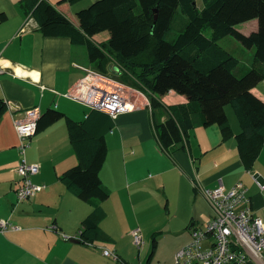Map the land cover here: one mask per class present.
I'll use <instances>...</instances> for the list:
<instances>
[{"label":"crops","instance_id":"obj_1","mask_svg":"<svg viewBox=\"0 0 264 264\" xmlns=\"http://www.w3.org/2000/svg\"><path fill=\"white\" fill-rule=\"evenodd\" d=\"M49 1L78 25L76 6L80 0ZM252 23L248 34L258 28L257 19ZM102 33L92 40L101 43L109 39V31L108 35ZM82 66L98 69L85 45L73 44L67 36L44 35L26 0H0V98L8 103L0 119V165L14 164L12 204L15 200V205L20 204L16 191L21 177L16 169L22 156L15 120L23 118L27 109L38 107L41 114L58 109L75 121H83L92 107L77 98L85 75ZM108 68L110 74L112 69L117 71L114 63ZM253 92L264 100V79ZM137 98L140 106L114 118V127L105 136L107 157L100 175L111 195L100 203L106 212L101 227L111 241L85 243L79 239L82 222L94 206L72 194L60 180L78 163L67 120L63 118L32 137L33 151L26 157L40 164V172L32 180L45 185L31 198L38 201L49 197L58 211L10 213L7 230L0 231V264H175L176 252L192 240L193 229L214 215L196 182L207 188L220 182L231 188L243 182L252 208L257 213L264 212V188L260 185L264 183V145L251 169L241 160L236 136L223 141L216 124L191 128L189 142L163 149L152 108L147 105L148 96L142 92ZM161 100L165 105L188 102L185 95L173 90ZM228 115L236 134L240 131L237 118L230 112ZM165 118L164 115L162 120ZM7 152L10 156H6ZM111 152L115 158L110 162ZM148 201L153 205L156 222L149 231L143 229L144 244L138 247L132 235L136 227L129 225L127 206L136 209ZM7 211L1 212L0 218L4 219ZM103 247L116 252L119 260L105 256ZM249 264H264V258Z\"/></svg>","mask_w":264,"mask_h":264},{"label":"trees","instance_id":"obj_2","mask_svg":"<svg viewBox=\"0 0 264 264\" xmlns=\"http://www.w3.org/2000/svg\"><path fill=\"white\" fill-rule=\"evenodd\" d=\"M26 5L44 35L67 36L73 44L85 45L90 60L105 73L112 59L117 69L112 75L149 97L163 149L189 142L191 128L216 124L223 141L236 136L244 166L253 167L264 145V100L253 92L264 79V68L256 67L264 62V0H96L77 12L78 25L49 0H26ZM252 19L258 20L257 30L242 34L237 25ZM102 31H109V39L94 42L92 37ZM229 34L255 47L252 66H241L240 59L220 44ZM172 90L188 102L165 105L161 97ZM228 105L240 126L236 134ZM7 110L8 103L0 98V119ZM63 118L78 163L60 180L94 206L82 222L79 239L109 242L112 238L101 227L106 212L100 203L110 197L111 189L100 171L107 157L105 136L114 118L91 108L83 121H75L63 111L48 109L40 115L35 134Z\"/></svg>","mask_w":264,"mask_h":264},{"label":"built area","instance_id":"obj_3","mask_svg":"<svg viewBox=\"0 0 264 264\" xmlns=\"http://www.w3.org/2000/svg\"><path fill=\"white\" fill-rule=\"evenodd\" d=\"M81 68L85 75L77 98L84 104L108 112L113 118L140 106L133 86L96 68ZM2 71L0 68V73ZM147 105L152 108L150 99ZM40 115V109L32 107L25 111L23 118L15 120L22 149V159L16 169L21 177L16 191L18 202L31 198L45 187L32 180V176L40 172V164L29 162L25 156ZM195 185L209 201L214 215L203 226L193 229L192 240L176 252L175 264H249L263 259L264 212L257 213L252 208L244 183L238 182L231 188L223 182L213 188L203 187L199 182ZM260 185L264 188V183ZM8 226V219L0 220V231H6ZM132 235L134 243L141 247L144 244L141 228H134ZM102 253L119 260L117 253L106 247L102 248Z\"/></svg>","mask_w":264,"mask_h":264},{"label":"rangeland","instance_id":"obj_4","mask_svg":"<svg viewBox=\"0 0 264 264\" xmlns=\"http://www.w3.org/2000/svg\"><path fill=\"white\" fill-rule=\"evenodd\" d=\"M95 1L96 0H80L76 7L80 10V9H83L85 7L90 6ZM253 21H256V19H252V20L240 23L237 25V29L240 32H242V34L248 35V33L253 29V23H252ZM102 32H100V33H102V35H104V34L108 35L109 34L108 31H102ZM208 32H210V30H208ZM220 44L225 49H227L229 52H231L232 54H234L236 57H238L240 59V65L241 66L242 65L243 66H252L253 65V63H254L253 59H254V55H255L254 46L249 47L248 45H246L244 42H242L234 34H229L226 37L222 38L220 40ZM110 63H113L112 59L110 60ZM256 65H257L256 67H259L260 65L264 66V62L263 63L262 62L257 63ZM131 86H133V89L137 90L134 93V95L137 94L135 96V97H137L138 93H139V89L136 88L134 85H131ZM227 111L230 112V114L232 116L236 117V114H235L233 108L231 107V105L227 106ZM34 137L35 136H33V138ZM33 138L31 141H29V144L26 147V157L27 158L30 154V151L32 150L31 144L33 142ZM110 149L112 151V148H110ZM6 156H10V153L7 152ZM109 156H110L109 160L111 162L115 158V155H113V153L111 152V154ZM21 159H22V156L20 155L19 160L21 161ZM20 161H19V163H20ZM13 165L14 164L0 165V213L3 212L5 209L8 210L7 215L5 216L4 219L9 218L10 213H12V212H13L12 213V216H13L17 210L19 212H22V211H24V212L41 211L43 213H52V212L58 211V206L55 205L49 197L45 198V199L38 200V201L33 200V198H31V199L29 198V199H26V200L20 202V204L18 203L17 205H15L16 200L13 204L11 203L13 200V196H12L11 192L13 190L12 191L10 190L11 189L10 182H12V180H13V173L11 172L12 168L14 167ZM19 183L21 184V179H20ZM16 184H17V182L14 183V185H16ZM166 200H167V198L164 196L163 208H166V206H165ZM158 205H160V204H158ZM12 206L15 208H13ZM12 208H13V210H12ZM127 210L129 212V225H132L133 227L139 226L141 228L142 235H143V229H144V232H145V230L149 231L151 229L150 227L153 226V224L156 222V220L154 219V215H152L153 205L149 204V201L139 204V206L136 209H133L131 206L128 205ZM166 211L167 210L165 209L164 213ZM163 218H164V216L161 217V219H163ZM0 219H2V218H0Z\"/></svg>","mask_w":264,"mask_h":264},{"label":"water","instance_id":"obj_5","mask_svg":"<svg viewBox=\"0 0 264 264\" xmlns=\"http://www.w3.org/2000/svg\"><path fill=\"white\" fill-rule=\"evenodd\" d=\"M74 240V239H73Z\"/></svg>","mask_w":264,"mask_h":264}]
</instances>
